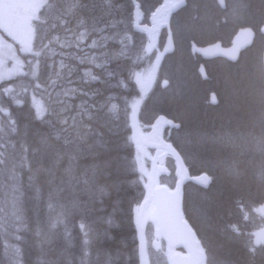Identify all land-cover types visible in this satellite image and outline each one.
<instances>
[{"label": "trees", "instance_id": "trees-1", "mask_svg": "<svg viewBox=\"0 0 264 264\" xmlns=\"http://www.w3.org/2000/svg\"><path fill=\"white\" fill-rule=\"evenodd\" d=\"M187 2L176 15L181 20L174 17L170 23L174 38L185 30L182 24L192 29L196 25L201 38L193 33L187 37H214L224 9L215 0ZM43 3L33 22L32 51L22 55V73L0 82V108L5 110L0 112V153L4 159L0 166V264H142L135 213L144 193V178L135 165L130 121L131 106L138 95L131 76L140 66L143 42L131 28L132 0ZM225 3L229 7L234 4L243 16L228 15L224 23L227 32L246 23L257 30L264 21L259 20L260 15L264 17V0ZM188 5L194 9L191 13ZM193 14L196 20L191 19ZM80 32L86 36L79 46ZM260 38L257 33L254 44L238 62L217 68L222 94L212 112L205 115L199 106L191 112L187 98L179 107L184 113L183 145L176 148L190 159L187 162L192 171L210 172L212 178L210 188H187L182 201L185 218L205 245L206 264H264V244H250L254 227L248 224L251 214L258 215L256 205L264 201V134H257L243 158L233 153L224 158L206 147L193 146L201 136L214 140L224 131L236 133L237 124L228 123L229 118L242 117L246 125L252 117V113L244 115V110L238 109L240 102L222 106L224 95H230L226 75L239 96L244 92V102L251 93L257 105L264 102L257 56ZM181 47L186 48V38ZM35 52H41V57L34 56ZM184 57L187 60V52ZM186 60L178 68V79L191 74ZM177 62H182L181 58ZM190 85L199 90L184 87L181 94L187 90L193 97L203 94V84L196 80ZM175 98L173 104L159 92L155 102L151 98L146 103L144 112L157 108L179 115ZM34 100L46 110L43 120L36 118ZM213 120L217 124L204 129ZM216 129L218 133H214ZM13 187L19 191L13 193ZM13 195L19 197L15 213Z\"/></svg>", "mask_w": 264, "mask_h": 264}, {"label": "rangeland", "instance_id": "rangeland-1", "mask_svg": "<svg viewBox=\"0 0 264 264\" xmlns=\"http://www.w3.org/2000/svg\"><path fill=\"white\" fill-rule=\"evenodd\" d=\"M157 1H160V0H150L149 2H145L143 0V2L145 3V5H144V3L140 0L141 5H142V9H144L146 11H148L150 9V7L152 5H154ZM3 2H5V0H0V4H2ZM19 2L31 4V3H40V2H43V0H19ZM229 4H230V2H229ZM229 4L226 5V3H225L226 7L224 9V12L222 13V11H221V13H219L220 23H221V25H219V26H221V27H219L217 34L223 35L224 37L225 36L230 37V35H226V33H228L229 31L227 32L228 28H226L224 26V23L227 24V22L225 20L227 19L228 15L232 16V18L233 17H243L240 15V13L237 12V10H236L237 7H235L234 4H231L230 7H229ZM238 4H239V2H238ZM249 5L250 4H247L246 6H249ZM227 6H228V9H227ZM188 8L190 9V13L192 11H194V9H192L191 6L189 7V5H188ZM38 9L39 8H26V9L17 10V17L18 18H17L14 26L12 27V34L11 35H9L8 32L4 31L3 29H0V77H2V79H0V81L7 79V78H10V77H13V76H15L21 72L22 66H23V58L21 55L27 54V53L32 51L33 21L37 16ZM28 17H32V19L29 20ZM175 18H177L178 21L181 20V18H179V16H175ZM196 18H197V16H196ZM196 18H194V14H193V17H191V19H193V20L194 19L196 20ZM221 18L224 20L223 22H222ZM217 19L219 20V17H217ZM214 20H215L214 22L216 24L217 23L216 18H214ZM259 20H260V22H262L264 20L263 15L259 16ZM180 26L182 27L183 30L184 29L185 30L183 31V33H181L182 35H180L179 37H177L175 39L177 49L175 48L174 56L171 58V59L181 58L182 62H180V63L177 62V64H176L177 70H178V68H180V67L182 68L184 66V64H186L183 62V60H186L184 57V54H186L187 50H186V48L181 47V42H183L184 39L186 38V47H187V43H188L187 42V34H190V33H193L192 35L197 37V38H201V37H198L199 34H197V32H196V31H198L195 28V27H197L196 25L193 26V29L190 27L187 28V25L185 26L184 24H182ZM191 36H188V37H191ZM260 44H261V42H260ZM162 45L164 46V43ZM29 48H31V51H28ZM155 50H158L157 46H155ZM159 54H160V51L156 53V55L158 57H159ZM257 56H258V61H259V67H260L262 82L264 83V76H263V72H262V68H261L262 64H261V51H260V49H259V51H257ZM243 60H245V56L243 57L242 62H243ZM249 62H251V59H250V61H248L246 63H249ZM148 71H149V69H147L144 72L137 71L133 76V80L135 81V83L139 87L140 93H142L143 95H145L149 90ZM178 72H179V70H178ZM254 75H255V73H254ZM183 76H185V79L175 80L176 82L174 83L173 86L180 83V84H182V87H186L188 85V82H186V79L192 80V78H191L192 75H188V73H185V74H183ZM252 76H253V74L251 73V77ZM217 78H218V76H217ZM224 81H226L228 83V84L227 83H225V84H227V86H228L227 89L229 90L230 95H227V96L224 95V97L222 99V103H223L222 106L231 107L235 102H237V103L240 102V106L238 107V109L242 108L244 110V115H250L252 113V117L248 120L249 123H247L246 125H245V122H247V121H244L242 117H240L241 119L236 118V117L229 118L227 120L228 123H236L237 124L236 133H233L234 131L233 132H229V131L225 132L224 131V133H218L219 130L216 129V131L214 133L217 132L218 136L215 137L214 140H211V138L206 136V135L204 137L201 136L200 138H198L199 141L194 146L196 148L206 147L207 151H209V152L213 151V153L216 156H220V154H221L222 156H224V158H226L228 153H231V152L234 155H236L237 157L243 158V156H245L246 154H248L250 152L252 140L256 141L257 134H258V136L264 134V102H261L259 105H257L259 102H258L256 96H253V93L248 94L245 97V99H247V100H246V102H244V96H241L244 94V92L240 93V96H239V93L237 92L238 90H236L235 88H233L229 84L228 75H226V77H224ZM215 83H217V81ZM260 83H261V79H259V84ZM178 89L179 88L174 90V88H173L172 91H170L168 93L169 95L166 94L167 97L170 96V94H172V93L174 94V91H176ZM180 89H181V87H180ZM187 96L188 95L184 96L183 101ZM168 98H169V101L174 104L173 98L171 96ZM193 99H195V98L193 97ZM240 100H242L243 103H241ZM196 102H197V104H196ZM193 104L196 107L201 106V103L198 100H195L194 103L193 102L191 103V105H193ZM34 105H35L36 109L40 108V101L34 100ZM247 105L249 107H246ZM259 107H260V109H259ZM176 111L180 114L179 108ZM241 114H243L242 111H241ZM202 117H204V116H202ZM241 122H243V123H241ZM200 123H202V122L200 121ZM202 124L204 125V123H202ZM215 124H217V121L213 120L212 122L208 121V124H205V125L206 126L208 125L207 127H210L209 125L214 126ZM240 127H241V129H240ZM214 128H216V127H214ZM146 133H148V132H146ZM259 133H261V134H259ZM181 135H182V133H181ZM226 135H228V136H226ZM179 137H180L179 134L176 135V138H175L176 141H179L178 140ZM223 137H226V138H223ZM181 140H182V138H181ZM219 141H220V143H219ZM214 144H216V145H214ZM229 145L230 146L232 145L231 148ZM208 146L210 148H207ZM151 155H152V153H150L147 149H145L140 144L135 143V165L141 173L143 172V174H147L149 171V168H150L149 159L151 158ZM184 159H185V157H184ZM187 161L189 163L191 162L189 158L187 159ZM157 164H158V170H156L157 181L170 183L169 182L171 180L170 169L172 166V163L170 162V160L167 159L166 156H163L161 154L157 157ZM143 221H144V224H142L140 219L137 220L138 229H139L138 230L139 242L143 243V245L147 246L146 257H147L148 264H166L165 258H164L165 251H163L164 248L162 246V243L160 244V242H158L154 249H152L150 246V242L152 240L153 233H152V227H151L150 223H148V216L147 215L144 216ZM261 222L264 223V220H262L258 215L256 216L254 214H251L250 217L248 218V224L253 226L254 229L258 228V226L260 225ZM159 244H160V246H159Z\"/></svg>", "mask_w": 264, "mask_h": 264}, {"label": "water", "instance_id": "water-1", "mask_svg": "<svg viewBox=\"0 0 264 264\" xmlns=\"http://www.w3.org/2000/svg\"><path fill=\"white\" fill-rule=\"evenodd\" d=\"M132 10V28L133 30L148 35L150 40L153 35L158 33L164 26V19L167 15L176 12L181 7L185 6L186 0L181 7L176 8V0H161V2L153 9L149 14V24H140V5L138 2L133 0ZM154 13V17H153ZM260 32L264 35V24L260 27ZM254 34L250 27L240 28L233 36L232 45L229 47H222L219 43H213L205 46H196L194 43L191 44V53H197L203 58H212L216 56L225 57L231 61H235L238 58L240 50L244 49L253 42ZM167 50H171L170 37L167 38L166 47ZM262 63L264 71V45L262 53ZM202 73V68L199 69ZM171 123V121H168ZM167 122V123H168ZM168 123V124H170ZM133 136L139 143L155 149V155L158 150L163 149V153L171 155L176 164L173 170L175 180L173 185L170 187L164 183L156 182V164L153 161L151 163L149 173L145 175L146 184L144 195H148L151 190V197L148 207L153 209L152 214L148 215L150 222L153 225V231L155 237H163L166 247V262L167 264H189L192 254L195 252L197 247L203 250V261L205 264L206 253L205 250L197 237L193 227L189 224L182 212V191L183 186L186 182L191 181L194 184L205 187L204 184L199 182V179L206 173H200L198 175H189V172L177 152V150L171 145V143L163 140L159 135L156 137V141H150L141 135L134 124ZM177 185H179V198L176 201L177 211L170 212L166 203L171 198L170 194L176 192ZM140 203H143V198ZM258 211L264 214V203L258 205ZM138 216V214H137ZM145 215L138 216L143 219ZM264 243V228L258 229L253 234V244L257 243V240ZM155 240L152 245L155 246Z\"/></svg>", "mask_w": 264, "mask_h": 264}, {"label": "flooded vegetation", "instance_id": "flooded-vegetation-1", "mask_svg": "<svg viewBox=\"0 0 264 264\" xmlns=\"http://www.w3.org/2000/svg\"><path fill=\"white\" fill-rule=\"evenodd\" d=\"M215 2L217 4V0H215ZM186 6H187V4H186ZM140 7L142 8L141 3H140ZM225 7L226 6H224V9H225ZM184 8L180 9L178 12H176L172 16L175 17ZM223 21L224 20L222 19V22ZM233 29H231L228 33H226V35H230V37L229 36H225L224 37L223 35H219V34H216L214 37L208 38L207 40H203V39L197 40L194 37H187V41H188V43H187L188 46L186 47V49H187V60L189 61L190 66H191V74L190 75H192V77H191L192 80H189V79L187 80L186 79V82H188V85L186 87L188 88V90L191 89V88H193V89L195 88V90L197 92V89L199 90V88H196V87H194V86H192L190 84H192V82L193 81L195 82L196 80H197V82L199 84H203V94L201 96H199V97L196 96L194 98H195V100H198L202 104L201 105L202 107L200 106V109L204 110L205 115H208L209 112H212L213 108H211V107L217 106L219 104L220 100H221L220 95L222 94V87H221L220 82L216 80L217 76H218L217 75V68H220V67H223V66L230 65V64L238 62L241 59V57L243 56V54L245 53V51H247L254 43L251 46L244 48L240 52L238 60L235 61V62H230V61H227L225 59L215 58V57L211 58V59H208V60L207 59H203V58H201L199 55H197L195 53L194 54L190 53L189 44L191 43V41H193L195 44H197L199 46H204V45H207V44H210V43L218 41V42L221 43L222 46H229V44L231 43V38H232V36L235 33V31H233ZM162 33H165V32L164 31L161 32L159 37H158V39H157V44L159 45L158 50L152 49L151 53H149L147 55V58L145 59V63L143 65V67H144L143 68V72L146 71L147 69H149V71H148L149 89H150L149 93L151 94L153 92L152 98L155 99V101L157 99V93L159 94V92H162L166 96V94L169 95L168 93L170 91H172L173 88H174V90L177 89V88L180 89V87L184 88V87H182V84H180V83H178L177 85L173 86L175 80H182V79H178L179 73H178V70L176 68V59H171L172 58L171 55H173L174 52H175L174 39L172 38V40H173V50H172V52L168 53V54L164 53L163 47H161V41H162L161 34ZM159 42H160V44H159ZM159 51H160V54H159V57H158L156 55V53L159 52ZM200 65H203L204 76H201L198 73V71H197ZM169 75H171V76H169ZM216 81H217V83H215ZM161 89H164V90H161ZM179 89L176 90V91L173 90L174 94L172 93V94H170V96L172 98H173V96L176 97L175 98V102L177 104V107L179 108L181 106V104H182V100H183L184 96L188 95L186 98L190 101V111L192 112L195 109V107H196L194 104L191 105L192 102L193 103L195 102V100L193 99V96H191L192 94L188 90H187V92H184V93L181 94V89L180 90ZM211 94H214V96L211 97ZM170 96H168V97H170ZM178 97H179V99H178ZM211 98H213V101H212ZM179 112H180L179 115H177L176 113H173L172 116H171L173 118V121L176 123V125L173 126L172 128H169L167 126L163 127L162 128V132L164 134L169 133V136L173 137V140H174L175 144L176 145L178 144L179 146H181V144H180L181 136L180 135L182 133L181 131L183 130L184 126H183V122L181 121V118H182L181 115H183V113L181 112L180 109H179ZM159 115L162 116L164 114L161 113V112L154 113L151 116L150 122L142 123V125H140V129L143 130V131H145L147 129L150 130V131L151 130L152 131L161 130L160 125L157 124V122H155L156 117L159 116ZM204 129H209L210 130V127L209 128L205 127ZM177 134H179V136H180L179 139H178L179 141H176V139H175ZM188 166H189V169H190L191 165L189 163H188ZM190 171H191V169H190ZM211 182L212 181H210V183H209L207 188H210Z\"/></svg>", "mask_w": 264, "mask_h": 264}, {"label": "snow or ice", "instance_id": "snow-or-ice-1", "mask_svg": "<svg viewBox=\"0 0 264 264\" xmlns=\"http://www.w3.org/2000/svg\"><path fill=\"white\" fill-rule=\"evenodd\" d=\"M184 0H176V4L174 7L179 8L183 5ZM44 3H21L19 0H5L2 4H0V29H3L4 31L8 32L9 35L12 34V27L14 26L16 20H17V10L19 9H26V8H40L44 7ZM154 17V13H153ZM28 19H32V17H28ZM86 36L85 32H80L79 37H78V42L77 44L79 45V42L83 40V38ZM95 41L92 42V45L95 46ZM43 47H47V45H44ZM28 51H31V48L28 49ZM34 56L39 57L41 55V52H35L33 53ZM90 75V73H88ZM2 79V77H0ZM92 79H97V77H92ZM39 87V85H37ZM5 91H10V89H5ZM17 103H20L17 101ZM113 109H115V105H113ZM5 110L0 108V112H4ZM133 111H135V107L133 106ZM46 110L44 108H37L36 110V118L39 120H43L45 118ZM10 115V114H9ZM14 124V122H11ZM63 123H67V121H63ZM170 123V122H168ZM14 131V127L12 128ZM2 147V146H0ZM4 163L3 155L0 153V166H2ZM13 178H15V174L13 173ZM210 178L207 175H203L200 179L199 182L207 186L209 183ZM145 187H148V185H145ZM19 190L18 188L13 187L12 192L17 193ZM180 192H179V185H177V190L174 193L170 194V199L166 203L167 209L172 212V211H177L176 209V201L179 198ZM150 197H151V190L149 191L148 195H145L143 197V203H138L136 206V212L138 216L140 215H150L153 212V209L148 207L149 202H150ZM19 201V197L17 195H13L12 197V204L14 208V213L16 210V205ZM81 228H84V225H81ZM233 230H237V226L233 225L232 226ZM257 243H261V241L258 239ZM140 256L142 260V264H147V261L145 260V250L143 246H141L140 249ZM203 261V250L197 247L195 252L192 254V258L189 261V264H202Z\"/></svg>", "mask_w": 264, "mask_h": 264}, {"label": "bare ground", "instance_id": "bare-ground-1", "mask_svg": "<svg viewBox=\"0 0 264 264\" xmlns=\"http://www.w3.org/2000/svg\"><path fill=\"white\" fill-rule=\"evenodd\" d=\"M136 2H138L139 3V5H140V2L138 1V0H135ZM142 1V0H141ZM132 3H133V0H132ZM144 3V2H143ZM134 5V4H133ZM144 5H145V3H144ZM151 5V4H150ZM148 8V7H147ZM151 8V7H150ZM132 10H133V6H132ZM132 10H131V14H132ZM131 22H132V16H131ZM175 25V24H174ZM72 27V26H71ZM175 31V30H174ZM73 33V32H72ZM88 35V34H87ZM182 35V34H181ZM180 36V35H179ZM89 37V36H88ZM200 40V39H199ZM58 42H59V40H57ZM182 41V40H181ZM76 42V41H75ZM78 42V41H77ZM188 42V41H187ZM77 44V43H76ZM80 46V45H79ZM52 47V46H51ZM61 48V47H60ZM59 48V49H60ZM87 48V47H86ZM246 48V47H245ZM64 49V48H63ZM69 50V49H68ZM82 50V49H81ZM59 52V51H58ZM64 53H65V50L63 51ZM70 52V51H69ZM92 54V53H91ZM168 54V53H167ZM93 56V55H92ZM41 57V56H40ZM93 58V57H92ZM118 58V57H117ZM94 59V58H93ZM68 62V61H67ZM90 63L91 64H93L91 61H90ZM89 64V63H88ZM130 64V63H129ZM173 65V64H172ZM68 66V65H67ZM89 66H90V64H89ZM92 66V65H91ZM74 67H76V66H74ZM114 68V67H113ZM223 68V67H222ZM64 69V68H63ZM102 70V69H101ZM216 71V70H215ZM95 75V74H94ZM169 76H171V75H169ZM65 77V76H64ZM69 78V77H68ZM159 78V77H158ZM61 79V78H60ZM65 79H67V77L65 78ZM92 80V79H91ZM175 80V79H174ZM68 82H69V80H67ZM176 82V81H175ZM174 82V83H175ZM70 83V82H69ZM123 83H125V82H123ZM68 86V85H67ZM114 93V92H113ZM125 94V93H124ZM107 96V95H106ZM114 96V95H113ZM195 96V95H194ZM214 96V94H211V97H213ZM242 98V97H241ZM110 99V98H109ZM113 99V98H112ZM212 99V101H213V98H211ZM207 100V99H206ZM105 101H107V100H105ZM216 101V100H215ZM73 103V102H72ZM226 103V102H225ZM196 104H197V102H196ZM223 104V103H222ZM115 105V104H114ZM190 105V104H189ZM79 107V106H78ZM202 107V106H201ZM207 108V107H206ZM198 109V108H197ZM201 111V110H200ZM19 112V111H18ZM118 113V112H117ZM148 113V112H147ZM184 114V113H183ZM113 115V114H112ZM18 116V115H17ZM195 116V115H194ZM186 117V116H185ZM115 118V117H114ZM187 119V118H186ZM189 119V118H188ZM184 120V119H183ZM193 121V120H192ZM214 123V122H213ZM115 126H117V125H115ZM208 126V125H207ZM166 129V128H165ZM230 129V128H229ZM184 130V129H183ZM181 133V132H180ZM12 135V134H11ZM178 135V134H177ZM225 135V134H224ZM226 136H228V135H226ZM235 136V135H234ZM17 138V137H16ZM197 138V137H196ZM195 138V139H196ZM223 138H226V137H223ZM9 139V138H8ZM233 140V139H232ZM227 142V141H226ZM232 142V141H231ZM245 142V141H244ZM188 143V142H187ZM190 143V142H189ZM192 143V142H191ZM219 143H220V141H219ZM180 144L181 145H183V141L181 140V142H180ZM226 144V143H225ZM228 144V143H227ZM235 144V143H234ZM195 145V144H194ZM193 145V146H194ZM214 145H216V144H214ZM224 145V144H223ZM67 146V145H66ZM230 146V145H229ZM232 146V145H231ZM231 146H230V148H231ZM235 146V145H234ZM187 147V146H186ZM191 147V146H190ZM209 147V146H208ZM184 148V147H183ZM235 148V147H234ZM221 149V148H220ZM186 150V149H185ZM184 150V151H185ZM227 150V149H226ZM229 150V149H228ZM238 151V150H237ZM177 152L179 153V155H181L182 157H184L183 156V154H181V152L179 151V150H177ZM192 152V151H191ZM211 152V151H210ZM227 152V151H226ZM240 152V151H239ZM205 153V152H204ZM232 153V152H231ZM230 153V154H231ZM190 154H192V153H190ZM239 154V153H238ZM187 155V154H186ZM196 155V154H195ZM221 155V154H220ZM190 156V155H189ZM197 156V155H196ZM207 156V155H206ZM233 156V155H232ZM199 157V156H198ZM231 157V156H230ZM229 157V158H230ZM244 157V156H243ZM194 158V157H193ZM192 158V159H193ZM212 158V157H211ZM227 158H228V156H227ZM235 159V158H234ZM233 159V160H234ZM195 160V159H194ZM193 160V161H194ZM196 161V160H195ZM198 161V160H197ZM203 163V162H202ZM197 164H199V163H197ZM54 165V164H53ZM208 166V165H207ZM217 166V165H216ZM202 168V167H201ZM215 168V167H214ZM217 170H218V168H217ZM263 171V170H262ZM108 172V171H107ZM202 172H204V173H206V174H208V175H210L208 172H205V171H202ZM216 174V173H215ZM264 174V173H263ZM104 175V174H103ZM219 175V174H218ZM226 175V174H225ZM211 176V175H210ZM213 176V175H212ZM215 176V175H214ZM96 177V176H95ZM219 177V176H218ZM77 182V181H76ZM75 184V183H74ZM84 184V183H83ZM74 186H76V185H74ZM86 187H88V186H86ZM103 188V187H102ZM196 189V188H195ZM90 192V191H89ZM189 192V191H188ZM90 194V193H89ZM69 195V194H68ZM81 195V194H80ZM88 197V196H87ZM209 197H211V196H209ZM29 203V202H28ZM79 204V203H78ZM28 205V204H27ZM76 209V208H75ZM95 217V216H94ZM97 218V217H96ZM98 219V218H97ZM37 220V219H36ZM96 221H98V220H96ZM36 224V223H35ZM195 227V226H194ZM16 233V232H15ZM35 235V234H34ZM32 236V235H31ZM28 237V236H27ZM31 238V237H30ZM44 238V237H43ZM53 238V237H52ZM45 239V238H44ZM32 240V239H31ZM46 240H48V239H46ZM75 243V242H74ZM69 244V243H68ZM251 244V243H250ZM34 246H35V244H34ZM74 246V245H73ZM205 246V245H204ZM54 247V246H53ZM255 252V251H254ZM72 253V252H71ZM76 255V254H75ZM78 261V260H77ZM64 262V261H63ZM67 263V262H66Z\"/></svg>", "mask_w": 264, "mask_h": 264}]
</instances>
